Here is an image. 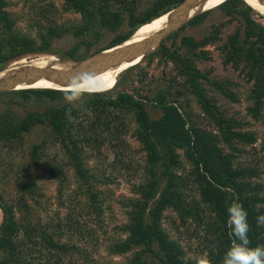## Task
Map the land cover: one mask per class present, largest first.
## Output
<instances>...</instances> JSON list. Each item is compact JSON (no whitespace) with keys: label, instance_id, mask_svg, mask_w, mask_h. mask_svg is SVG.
Here are the masks:
<instances>
[{"label":"trees","instance_id":"trees-1","mask_svg":"<svg viewBox=\"0 0 264 264\" xmlns=\"http://www.w3.org/2000/svg\"><path fill=\"white\" fill-rule=\"evenodd\" d=\"M62 1V12L79 14L80 21L77 24L66 26L57 23L60 12L53 8V2L39 0L42 9L30 15L28 32H23L17 29V20L6 12V1L0 0V72L9 64L31 55L82 60L88 56L85 51L95 45L102 31L116 32L122 21V10L130 7L128 0ZM182 1L154 0L140 15L131 10L127 16L128 30L114 35L106 46L93 54L126 42L138 27L167 14ZM214 10L220 11L231 20L240 21L242 31H235L220 48L223 63L231 65L234 69L240 68L247 81L252 82V105L248 108V113L254 120H264V26L252 17L255 11L244 0H226ZM212 11L197 15L180 30L199 24ZM218 30L215 29L198 42L192 37L184 38L181 40L182 45L193 52L199 46L216 42ZM65 33L83 39L63 52L54 49V41L62 38ZM176 34L177 32L173 36ZM160 53L161 57L181 65L185 77L184 86L197 98L207 116L212 118L220 136L190 125L179 107L174 105L175 101H166L161 92L151 99H143L151 101L153 106L162 112L159 118L151 119L143 100L127 92L120 91L113 95L85 93L80 101L68 104L64 100L66 91L22 89L0 93V103L16 102L26 107L44 105L45 109L41 113L27 111L21 119L13 117L8 110L0 112V148L21 145L24 137L34 128L48 127L49 140L54 139L60 145L68 165L74 170L75 177L87 188L85 195L89 201V209L99 216L101 207L98 193L93 191L95 181L83 164L84 147L95 145L99 139L118 137L121 133H126V127L120 117L130 114L131 122L135 125L132 135L145 153L143 179L134 185L133 194L136 197L128 199L124 205L127 208L128 222L120 226L118 231L125 237L110 243L107 247L108 253L115 256L130 255L122 264H194L184 260L180 247L161 227L165 210L174 211L180 218L190 212V204L181 193L182 181L175 173L181 166L179 151H182L185 159L194 167L193 175L202 203L208 206L209 211L215 213L218 221L213 223L217 245L215 244L216 253L212 261L219 264L222 263V258L233 239L231 226H227V208L232 202L241 203L248 213L251 226L248 233L250 246L264 244V230L256 223L257 216L264 215V208H257V203L262 200L256 196L257 188L246 181L256 172L251 168H233L232 155L224 154L218 147L220 140L228 145L235 140L252 144L255 138L250 133L237 131L243 124L226 118L212 106L211 99L204 95L197 83L198 79L205 76L195 69L190 59L182 60L176 52H170L164 45ZM213 86L224 96L235 100L225 84L214 82ZM69 107L72 110L71 121L66 117ZM89 115L91 120L84 124L82 117L86 119ZM44 145L45 142L42 141L32 146L28 153V163L20 166V175L13 179L14 185L30 197L36 194L37 187L30 169L38 168L51 178L62 174L59 165L45 159L42 154ZM262 149L264 150V143ZM57 178L63 180V176ZM16 208L18 210L19 204L7 203L0 195V264H35L34 260L28 259L18 239L20 228L29 242L32 235L23 223L15 219ZM195 215H198L196 211ZM40 238L43 249L56 252L57 257L53 262L55 264H62L63 257L74 253L73 247L54 241L49 234H42Z\"/></svg>","mask_w":264,"mask_h":264},{"label":"rangeland","instance_id":"rangeland-1","mask_svg":"<svg viewBox=\"0 0 264 264\" xmlns=\"http://www.w3.org/2000/svg\"><path fill=\"white\" fill-rule=\"evenodd\" d=\"M5 1L7 3L5 10L17 20V29L28 32L30 15L42 9L39 0ZM46 1H52L53 8L60 12L57 23L70 26L80 21L79 14L62 12V0ZM253 1L257 10L251 7L255 11L252 17L264 26V0ZM153 2L154 0H128L130 7L122 10L119 28L116 32L102 31L95 45L85 51L88 55L86 58L106 46L114 35L128 30L127 16L131 10L140 15ZM215 29H219L216 42L199 46L193 52L182 45L181 40L184 38L192 37L198 42ZM237 30L242 31L240 21L231 20L220 11L213 9L199 24L189 25L183 30L179 29L175 36L173 33L167 37L162 42L161 48L164 45L170 52H176L182 60L190 59L195 69L205 76L203 79H198L197 83L204 95L211 99L212 106L226 118L242 123L243 127L237 131L254 135L255 141L252 144L235 140L228 145L220 140L218 147L224 154L232 155L233 168L254 169L256 174L248 177L246 181L257 188L256 196L262 200L257 203V208H264V150L262 149L264 120H254L248 113V108L252 105L250 100L252 82L247 81L240 68L234 69L231 65L224 64L223 53L220 50L227 38ZM82 39L83 37L76 38L71 33H65L62 38L54 41L53 48L63 52ZM161 48L146 55L140 64L134 65L129 71L111 75L100 93L113 95L122 91L143 100L144 97L151 99L161 92L166 101H175L174 105L179 107L190 125H195L206 133L220 136L212 118L207 116L197 98L184 86L186 84L181 65L161 57ZM30 60L38 65L61 59L48 55H31L7 67L27 64ZM214 82L225 84L235 100L221 94L213 86ZM143 102L151 119H157L162 115L161 110L156 109L151 101L143 100ZM262 104V113H264V100ZM44 109V105L26 107L16 102L0 103V112L8 110L17 119H21L27 111L41 113ZM89 117L90 115L86 119L82 117L84 124L91 120ZM120 118L126 127V133H121L118 137L109 136L99 139L95 145L84 147L83 164L95 181L93 191L98 193L101 207L99 216L89 209V201L85 195L87 188L75 177L74 170L68 165L60 145L54 139L49 140L48 127L34 128L24 137L21 145L0 148V195L7 203L19 204L18 210L16 208L14 211L15 219L23 223L32 238L29 242L20 228L18 239L28 259L34 260L35 264H47V262L55 264L54 258L57 257L56 252L43 249L44 245L40 240L42 234H49L54 241L67 243L75 249L73 254L62 258V264H122L130 256L110 255L107 251L110 243L125 237L118 231L120 226L128 222L127 208L124 205L128 199L136 197L133 194L134 185L142 181L145 164V153L132 135L135 125L131 122V115H122ZM42 141L45 142L42 154L47 161L62 168V174L57 177L63 176V180L60 181L57 177L51 178L47 173L33 167L30 171L35 177L37 187L36 194L30 197L14 185L13 179L20 175V166L28 163V153L32 146ZM179 154L181 166L175 170V173L182 181L181 193L190 204V212L189 215L185 214L184 218H180L174 211L165 210L161 227L180 247L184 260L196 264L197 258L204 253H207L211 260L214 259L217 236L213 223L218 221L215 213L209 211L208 206L201 201L199 187L193 175L194 167L185 159L182 151H179ZM195 211L198 215H195ZM1 221L0 211V224ZM227 226H229L228 222ZM261 228L264 230V227ZM213 264L217 263L213 262Z\"/></svg>","mask_w":264,"mask_h":264},{"label":"water","instance_id":"water-1","mask_svg":"<svg viewBox=\"0 0 264 264\" xmlns=\"http://www.w3.org/2000/svg\"><path fill=\"white\" fill-rule=\"evenodd\" d=\"M194 1L195 0H183L167 13L171 16V23L167 31L160 38L150 40L143 45L120 47L124 44L122 43L118 46L108 48L107 50H112L116 47H118V49L105 54L103 52L106 50H103L102 52L93 54L80 61L66 59L58 60L56 64H54V62H48L45 66H38L32 63L33 60H30L27 64L17 65L12 68V73L0 79V93L17 90L16 88L21 85L36 83L41 79H45L55 85H68L71 81L79 77L88 76L90 74L94 75L117 63L134 59L138 55H140V58H144L146 55L159 50L162 42L167 37L177 32L191 20L187 19V15ZM152 21L153 20H151V22ZM66 63L68 64L67 70L56 66L57 64L64 66ZM6 69H8V67Z\"/></svg>","mask_w":264,"mask_h":264},{"label":"clouds","instance_id":"clouds-1","mask_svg":"<svg viewBox=\"0 0 264 264\" xmlns=\"http://www.w3.org/2000/svg\"><path fill=\"white\" fill-rule=\"evenodd\" d=\"M102 83L92 77L84 76L71 81L64 100L68 104L78 102L85 93L103 91ZM71 107L66 110V117L71 121ZM228 224L231 226L232 243L222 258V264H264V244L250 246L248 233L251 226L248 222V213L239 202H232L228 208ZM258 227H264V215L256 218ZM196 264H213L207 253L201 254Z\"/></svg>","mask_w":264,"mask_h":264},{"label":"bare ground","instance_id":"bare-ground-1","mask_svg":"<svg viewBox=\"0 0 264 264\" xmlns=\"http://www.w3.org/2000/svg\"><path fill=\"white\" fill-rule=\"evenodd\" d=\"M226 0H195L193 2V5L189 11V14L187 15V19H193L194 17H196L197 15L204 13L206 11H211L217 7H219L222 3H224ZM244 2L249 5L250 7H252L254 10H257V7L255 6V4L253 3V0H244ZM170 14H165L162 15L158 18L153 19V21H149L146 24L141 25L140 27H138L132 37L130 39H128L126 42H124V44L120 47H126V46H134V45H143L145 43H147L150 40H154L157 38H160L169 28L170 23H171V16H169ZM115 49H118V47L112 49V50H107L103 52L108 53L111 52ZM102 52V51H100ZM98 53V52H97ZM96 54V53H95ZM140 55H138L137 57H135L134 59H131L129 61H123L121 63H117L113 66H110L106 69H103L101 72L96 73V74H90L88 75V77H92L95 78L97 80H99L102 83V86L104 87L107 83V81L109 80L111 75H117L119 73L125 72L128 69H130L131 67H133L134 65H138L142 62L143 58L139 57ZM54 62V64H56L58 62L57 61H51ZM46 63H41L38 64V66H45ZM58 68H63L65 70H67V66L68 64H64V66L57 64L56 65ZM14 67H8V69H4L5 71H3L2 73H0V79L6 77L7 75H9L10 73L13 72V70H11ZM81 78V77H79ZM77 78V79H79ZM70 84L68 85H55L53 83L48 82L45 79H41L40 81L36 82V83H31L29 85H21L20 87L16 88L17 90H22V89H58V90H63V91H67V89L69 88ZM99 92H94V93H100ZM89 94V93H88Z\"/></svg>","mask_w":264,"mask_h":264}]
</instances>
